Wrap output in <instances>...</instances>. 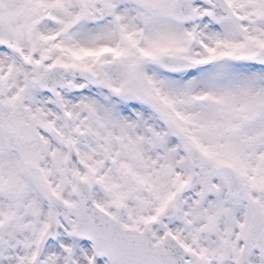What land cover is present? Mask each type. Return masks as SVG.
<instances>
[{"label": "snow or ice", "instance_id": "obj_1", "mask_svg": "<svg viewBox=\"0 0 264 264\" xmlns=\"http://www.w3.org/2000/svg\"><path fill=\"white\" fill-rule=\"evenodd\" d=\"M0 264H264V0H0Z\"/></svg>", "mask_w": 264, "mask_h": 264}]
</instances>
